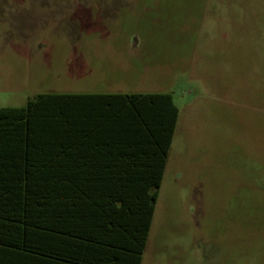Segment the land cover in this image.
Here are the masks:
<instances>
[{
	"label": "rangeland",
	"instance_id": "374dc122",
	"mask_svg": "<svg viewBox=\"0 0 264 264\" xmlns=\"http://www.w3.org/2000/svg\"><path fill=\"white\" fill-rule=\"evenodd\" d=\"M168 93L141 264H264V0H0V108Z\"/></svg>",
	"mask_w": 264,
	"mask_h": 264
},
{
	"label": "trees",
	"instance_id": "16d2710c",
	"mask_svg": "<svg viewBox=\"0 0 264 264\" xmlns=\"http://www.w3.org/2000/svg\"><path fill=\"white\" fill-rule=\"evenodd\" d=\"M84 98L0 108V264L142 263L179 110L168 93Z\"/></svg>",
	"mask_w": 264,
	"mask_h": 264
},
{
	"label": "crops",
	"instance_id": "0c3cea01",
	"mask_svg": "<svg viewBox=\"0 0 264 264\" xmlns=\"http://www.w3.org/2000/svg\"><path fill=\"white\" fill-rule=\"evenodd\" d=\"M68 94H80L83 95L85 98L82 99L86 106L89 105H98L106 108L108 105H114V99L110 98L113 95H124V94H145V93H102V92H83V93H68ZM99 96H105L109 98H98ZM175 134V133H174ZM167 163V162H166ZM166 168V166H165ZM150 232V231H149ZM149 236V235H148Z\"/></svg>",
	"mask_w": 264,
	"mask_h": 264
}]
</instances>
